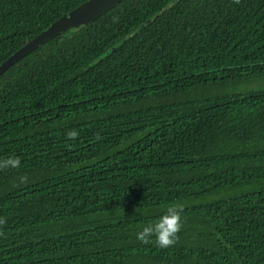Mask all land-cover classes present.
<instances>
[{
	"label": "trees",
	"instance_id": "16d2710c",
	"mask_svg": "<svg viewBox=\"0 0 264 264\" xmlns=\"http://www.w3.org/2000/svg\"><path fill=\"white\" fill-rule=\"evenodd\" d=\"M84 1L0 0V64ZM137 261L264 264V0H123L0 75V264Z\"/></svg>",
	"mask_w": 264,
	"mask_h": 264
},
{
	"label": "water",
	"instance_id": "95a60500",
	"mask_svg": "<svg viewBox=\"0 0 264 264\" xmlns=\"http://www.w3.org/2000/svg\"><path fill=\"white\" fill-rule=\"evenodd\" d=\"M123 0H86L68 13L51 23L34 38L27 41L23 46L11 54L0 64V75L12 64L29 54L40 45L69 29H77L81 25H87L100 17L108 10L115 7ZM113 50V48L111 49ZM109 50V51H111ZM107 51L105 55L109 53Z\"/></svg>",
	"mask_w": 264,
	"mask_h": 264
},
{
	"label": "clouds",
	"instance_id": "9594fccd",
	"mask_svg": "<svg viewBox=\"0 0 264 264\" xmlns=\"http://www.w3.org/2000/svg\"><path fill=\"white\" fill-rule=\"evenodd\" d=\"M71 135H75L72 133ZM17 159H9L4 162L5 166H17ZM180 228V214L173 208H169L167 214L161 216L155 221H148L142 225V230L137 233V239L147 242L150 238L155 237L156 243L160 247H168L175 242V234Z\"/></svg>",
	"mask_w": 264,
	"mask_h": 264
},
{
	"label": "rangeland",
	"instance_id": "374dc122",
	"mask_svg": "<svg viewBox=\"0 0 264 264\" xmlns=\"http://www.w3.org/2000/svg\"><path fill=\"white\" fill-rule=\"evenodd\" d=\"M135 264H139V262L137 261Z\"/></svg>",
	"mask_w": 264,
	"mask_h": 264
}]
</instances>
